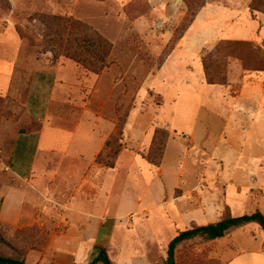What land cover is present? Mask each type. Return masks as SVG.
Segmentation results:
<instances>
[{
	"label": "rangeland",
	"instance_id": "1",
	"mask_svg": "<svg viewBox=\"0 0 264 264\" xmlns=\"http://www.w3.org/2000/svg\"><path fill=\"white\" fill-rule=\"evenodd\" d=\"M57 18L105 39L107 66ZM0 62L10 65L0 77V256L88 264L103 248L112 264H163L180 232L264 216V0H0ZM35 108L58 130H94L99 153L122 131L113 171L99 153L85 155L112 176L106 213L65 208L85 178L105 198L98 173L52 177L71 157L46 155L48 177L35 184L12 179L35 154L37 138L22 136L41 127ZM118 162L126 168L115 170ZM175 261L264 264V235L248 225L196 239Z\"/></svg>",
	"mask_w": 264,
	"mask_h": 264
},
{
	"label": "crops",
	"instance_id": "2",
	"mask_svg": "<svg viewBox=\"0 0 264 264\" xmlns=\"http://www.w3.org/2000/svg\"><path fill=\"white\" fill-rule=\"evenodd\" d=\"M8 71H10V65L8 63L0 62V77L4 80L8 78ZM44 76L41 75V78ZM4 85H0V90ZM44 109L37 108L34 109L33 117L38 118L41 123V127L37 131H33L28 134H23L22 136L26 137H36V147L35 154L31 160V163L27 167L26 170H20L12 172L13 180H21V181H29L30 183L35 184L38 180L43 179L44 177H48V172L45 171L46 160L45 156L49 153L55 152L59 153L65 157H71L70 159H64L68 165V169H60L56 170L55 173H52V177L55 179H63L67 183H72V181H78L77 178L81 175L93 176L94 173H98L97 180L102 183V195L105 196L103 203L101 199L93 194V189H91L88 185L89 180L87 178L84 181L80 182L77 187L74 188L75 194L71 198V202L65 206L68 209L70 206L76 209V214L84 215L89 214L99 209L101 214L107 212L108 207V198L106 196L105 191L111 189V178L107 172L98 168V164L93 160L92 162L87 161L85 155L91 156L95 158L97 153L101 150L103 146L102 140H97L96 134L94 130L88 127H78L72 131L70 130H58L53 126H50L48 123L44 122L43 115ZM17 138L16 142L18 141ZM92 142L94 143L91 146ZM42 157L40 158V155ZM39 155V156H38ZM78 156V158H75ZM40 158V159H39ZM80 158V159H79ZM8 168V167H6ZM126 168V163L122 162L116 166L115 170H124ZM9 172L11 171L10 168ZM45 171V172H44ZM110 171H113L110 169ZM43 176V177H41ZM15 190V189H14ZM89 190L90 193L88 192ZM88 192V193H87ZM100 208L103 210H100ZM97 211V210H96ZM83 219L82 217H80ZM104 225V223H103Z\"/></svg>",
	"mask_w": 264,
	"mask_h": 264
},
{
	"label": "trees",
	"instance_id": "3",
	"mask_svg": "<svg viewBox=\"0 0 264 264\" xmlns=\"http://www.w3.org/2000/svg\"><path fill=\"white\" fill-rule=\"evenodd\" d=\"M57 21L63 27L64 32H76L80 34V44L85 49L86 54L100 65L103 69L107 66L106 59L109 55L111 45L97 34H91L90 31L79 22H72L65 18H57ZM225 47L230 46L229 43L223 44ZM210 65L203 61L204 78L207 83H212L209 78L212 75L208 71ZM158 132L155 133L152 149L147 156V161L152 166H157L156 160L153 158L159 152L155 148V140L158 138ZM122 139V131L117 130V135L108 139L103 150L98 154L96 162L108 169H113L117 159V155L121 148L120 141ZM248 225H257L264 235V216L261 212L255 211L251 214H245L238 217H225L215 223L205 226L193 227L189 230L178 233L167 246L166 259L163 264H176L175 251L182 244L199 239L204 242H211L221 239L232 231L241 229ZM0 264H26L22 258L12 259L0 256ZM88 264H112L105 249L99 248L97 256Z\"/></svg>",
	"mask_w": 264,
	"mask_h": 264
},
{
	"label": "built area",
	"instance_id": "4",
	"mask_svg": "<svg viewBox=\"0 0 264 264\" xmlns=\"http://www.w3.org/2000/svg\"><path fill=\"white\" fill-rule=\"evenodd\" d=\"M6 170H8V169H6Z\"/></svg>",
	"mask_w": 264,
	"mask_h": 264
}]
</instances>
